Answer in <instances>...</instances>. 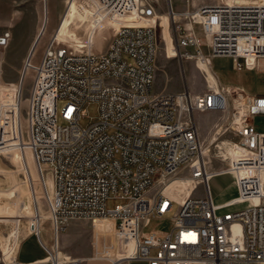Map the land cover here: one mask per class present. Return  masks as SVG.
Returning a JSON list of instances; mask_svg holds the SVG:
<instances>
[{
	"label": "built area",
	"instance_id": "built-area-1",
	"mask_svg": "<svg viewBox=\"0 0 264 264\" xmlns=\"http://www.w3.org/2000/svg\"><path fill=\"white\" fill-rule=\"evenodd\" d=\"M73 4L116 26L108 46L95 30L73 48L52 37L37 59L35 51L26 58L18 96L0 93V153L32 151L53 229L54 245L43 244L47 255L31 264H264V131L251 120L264 114V95L223 84L201 92L153 89L161 37L167 43L163 16L175 49L167 57L208 65L229 56L238 68H255L250 60L264 57V3L176 11L172 0H66L67 12ZM88 104L97 105L98 118L83 126ZM208 113L220 114L211 142L232 135L233 154L222 168L206 156L198 116ZM222 173L234 177L237 195L218 203L209 180ZM23 176L32 187L31 172ZM175 180L188 184L185 197L166 192ZM110 197L128 201L109 209ZM34 218L30 229L40 236V210ZM74 219L92 222L91 257L62 251L59 236ZM153 220H168L169 227L147 230ZM13 264L23 263L14 257Z\"/></svg>",
	"mask_w": 264,
	"mask_h": 264
},
{
	"label": "rangeland",
	"instance_id": "rangeland-1",
	"mask_svg": "<svg viewBox=\"0 0 264 264\" xmlns=\"http://www.w3.org/2000/svg\"><path fill=\"white\" fill-rule=\"evenodd\" d=\"M176 11L185 10L187 8L198 7L206 4L225 3L226 0H190L188 4L186 0H172ZM239 3L254 4L264 3V0H238ZM40 9L41 18L47 16L59 17V25L54 30L46 28L45 33L41 34V38L36 46L34 57L37 59L39 52L44 51L56 30L59 35L57 44L59 46L70 45L72 48L76 44H81L85 41V36L89 33L87 25L77 28L76 23L80 21L78 18V10L75 5V10L69 11L63 23V16L66 11V0H0V34L9 32L3 28L2 21L6 23L7 19L13 14ZM30 9V10H29ZM165 25V33L167 43L161 37L160 50L156 61V78L153 89L155 92H178L184 89L185 86L190 87L194 92H201L216 84H232L244 87L250 93L264 94V60H261L258 67L252 70H241L236 68L234 61L229 56H215L210 60L211 71L206 66L199 62L196 65V59H184L183 62L175 57H167L166 52L170 55L174 54V43L171 37V31L168 28L169 19L167 16L162 18ZM43 23V21H42ZM42 26V25H41ZM116 26L108 25L107 28L101 30L96 38L103 39V48H106L109 43V38L113 35ZM74 34L72 39L69 33ZM91 32V31H90ZM160 35L164 31L160 29ZM20 43L15 40V49H18ZM26 56H3V47H0V93L3 91L10 92L18 96L21 91L20 85H17L15 93V82H20L25 68ZM209 66V65H208ZM201 69H200V68ZM32 71L29 70L24 78L22 87L23 96L29 94L32 84ZM2 85L4 88L2 89ZM59 106L63 104V100L58 101ZM26 101L23 102V126L26 129ZM86 115L81 119V125L88 126L98 118L97 105L88 104L86 107ZM220 114L208 113L198 116L205 144L208 147L206 153L207 159L212 160V165L216 168L226 166L229 162V156L232 151V145L228 144L231 141V134H220L215 141L211 138L215 135L211 131L215 120H218ZM254 125L264 130V114H256L251 118ZM60 123H63L60 120ZM213 140V139H212ZM211 143V145H209ZM8 151V152H7ZM6 152L0 153V264H13V258L17 249L18 242L31 226L34 216L40 210L41 217L49 215L48 205L45 200L43 186L38 178L37 167L31 150L23 152L25 163L31 178L33 186H28L25 183L23 172H26L24 163L21 161V152L15 151V148H7ZM52 185V184H51ZM211 194L215 202L223 203L237 195V188L234 177L230 173H222L213 176L209 180ZM159 184L152 190L158 189ZM188 184L182 180H175L168 184L165 188L166 192L173 193L181 198L188 193ZM202 187H199L201 191ZM128 200L126 198L110 197L107 200V208L111 209L116 205L124 204ZM178 205L175 204L173 210L168 213L167 218H170L177 210ZM32 220V221H31ZM44 221V220H42ZM50 223V219L45 220ZM31 222V223H30ZM74 224L70 229H64V233L70 231L71 234L65 236L66 243H62V251L73 256L91 257L94 249L92 241L94 238V227L89 219L74 220ZM37 221H35V224ZM106 226L107 224L104 223ZM165 230L169 227L168 220L159 221L153 220L147 230L151 228ZM239 224H235V230H238ZM18 230V234L16 231ZM63 232V231H62ZM47 230L42 231V236L45 239L48 235ZM60 244V236H59ZM24 252L28 255L41 253L42 250L38 246V242L34 238L27 240L24 246ZM47 255V254H46ZM45 255V256H46ZM109 262L108 260H106ZM110 263V262H109ZM111 264V263H110Z\"/></svg>",
	"mask_w": 264,
	"mask_h": 264
},
{
	"label": "crops",
	"instance_id": "crops-1",
	"mask_svg": "<svg viewBox=\"0 0 264 264\" xmlns=\"http://www.w3.org/2000/svg\"><path fill=\"white\" fill-rule=\"evenodd\" d=\"M72 10H75V4L72 5V7L70 8L69 11L71 12ZM39 11H40V9L37 7V10L34 9V11H29L31 13H28V12H27V14H26V12L18 13V14H16V17H15V13H14L11 18L7 19L6 23H4V21H2L1 26L3 28H6L9 30V37L7 38V41L5 43H0V47H3V56H29V54L31 53L33 48L38 45V42L41 38V34L45 33L46 28H48L50 30H54L57 27V25H59L58 24L59 23V17L50 16V18H49L47 16V9L45 8L46 15L42 19L40 16L41 13ZM69 11L68 12L65 11L64 16H63V20H62L63 23L66 19V16L69 13ZM180 11H182V10H180ZM77 15H78V18H80V21H78L76 23V27L79 28V27L83 26L84 24H86L88 32H90L91 30H95V37H97L96 35L101 30L107 28L109 25L107 22H104V21L97 23L93 17H91L87 14H84V13L78 12ZM42 21H43V23H42ZM99 24L101 26H99V28H97V26ZM4 33L5 32H2L0 34V37L3 36ZM69 35L72 39L74 38V34L72 32H70ZM111 37L109 38V42L111 40ZM16 39H17L18 43H20V46L18 49H15V40ZM103 49H105V48H103ZM174 52H175V49H174ZM42 53H43V51L41 50L39 52L38 56H40ZM261 60H264V58H260L258 60L257 67H258ZM208 65H209V67H211L210 61H209ZM257 67H255V68H248V67L238 68V67H236V68L241 69V70H244V69L252 70V69H256ZM17 85L18 86L20 85V87H21V83L18 81L15 82V93H16ZM223 85L237 86V87L244 89V87L238 86V85H232V84H223ZM3 88H4V85H2V89ZM250 94H255V93H250ZM261 95H264V94H261ZM258 130L264 131V130H260V129H258ZM232 154L233 153H231L228 158H230ZM47 183L49 186H51V184H52L51 177L47 178ZM48 217H49V215H44L41 217V219L44 221H42L39 225L40 226V236H37L34 232L31 231L30 225H29V229L27 231L25 230V232L22 236V239L18 242V245H17L18 247H17L15 255H14V257L19 262H21L23 264L35 263V262L41 260L42 258H44L46 255V251L44 249L43 244L48 246V247H52L54 245V235H53L52 225H51V223L45 221V220H48ZM74 220H77V219H74ZM74 220H71L67 224L65 229H67V228L70 229L73 226V224L75 223ZM35 221L36 220L34 218V222ZM44 229L49 232L45 239L42 236V231ZM16 234H18V230L16 231ZM67 234H71L70 231L67 232ZM67 234L64 233V230L60 234V246H61V248H62V243L63 244L66 243L65 236H68ZM30 238H34V240L38 242V246L42 250L41 253H35L33 255H28L24 252V246H25L27 240ZM87 264H110V263L107 262L106 260L91 259L88 261ZM129 264H147V261L135 260V261H131Z\"/></svg>",
	"mask_w": 264,
	"mask_h": 264
},
{
	"label": "bare ground",
	"instance_id": "bare-ground-1",
	"mask_svg": "<svg viewBox=\"0 0 264 264\" xmlns=\"http://www.w3.org/2000/svg\"><path fill=\"white\" fill-rule=\"evenodd\" d=\"M226 2L227 3H239L238 2V0H226ZM254 4H263V3H254ZM99 26H101L100 24L97 26V28H99ZM97 31V30H96ZM58 34H59V32H58V29L56 30V33L54 34V40H55V42H56V44H57V38H58ZM58 45V44H57ZM69 47H71L70 45H69ZM36 50V47H34L33 48V52ZM26 58H28V56H26ZM25 58V59H26ZM260 58H264V57H258V58H256V59H251L250 60V62H253L254 64H255V66L257 67V62H258V60L260 59ZM199 62L201 63V64H203V65H206L209 69H210V67L203 61V60H201V59H199L198 61H197V63H196V65L198 66L199 65ZM200 68V67H199ZM201 69V68H200ZM210 71H211V69H210ZM212 72V71H211ZM212 143V142H211ZM211 143L209 144V145H211ZM232 142H228V144H230V145H232L231 144ZM207 146V145H206ZM208 148V147H207ZM207 152H208V150H206ZM21 161H23V163H24V167H25V170L27 169L28 171H29V169L27 168V166H26V163H25V156L23 155V154H21ZM50 217H48V219H49ZM40 223H41V221H40ZM40 223H39V225H40Z\"/></svg>",
	"mask_w": 264,
	"mask_h": 264
},
{
	"label": "water",
	"instance_id": "water-1",
	"mask_svg": "<svg viewBox=\"0 0 264 264\" xmlns=\"http://www.w3.org/2000/svg\"><path fill=\"white\" fill-rule=\"evenodd\" d=\"M1 40H3V38H1ZM63 51H60V55H62ZM210 61V60H209Z\"/></svg>",
	"mask_w": 264,
	"mask_h": 264
}]
</instances>
